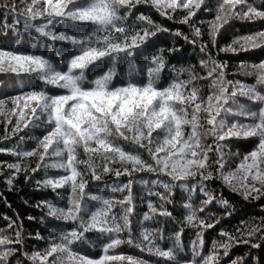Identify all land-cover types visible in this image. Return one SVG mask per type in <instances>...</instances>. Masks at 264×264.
<instances>
[{
    "label": "snow or ice",
    "instance_id": "obj_1",
    "mask_svg": "<svg viewBox=\"0 0 264 264\" xmlns=\"http://www.w3.org/2000/svg\"><path fill=\"white\" fill-rule=\"evenodd\" d=\"M141 5L150 6L167 20L189 25L191 34L170 30L144 13L136 14L132 22L131 17ZM208 5L209 0L0 2V9L24 18L23 29L18 32L29 30L44 38L53 50L59 43L76 50L54 63L42 55L0 48V73L32 76L38 82L37 88L0 98V123L4 127L0 142L16 137L23 140L25 136L35 142L30 150L0 149V153L16 157L13 163L0 162V176L8 172L5 183L11 190L20 175L29 181L33 174L46 170L38 186L50 189L65 203L43 201L37 207H44L48 217L68 225L66 231L49 238L47 247L29 254L22 251V224L10 221L7 228L14 234L0 233V264H9L17 254L30 264H150L141 257L117 252L122 245L156 257V264H221L238 245L261 247L264 222L238 227L234 233L222 229L218 234L221 239H213L204 253L205 233L216 227L220 218L209 222L200 214L212 204L225 209L229 206L208 182L218 180L245 200L264 198V60L241 62L239 71L254 78V83L245 84L227 79V64L209 51V44L216 48L219 33L232 20L264 22V0L259 4L256 0H216L215 15L206 22L209 39L203 41L204 33L194 17L202 8L212 11ZM180 12L183 15L177 19ZM61 21L95 27L90 34L77 36L58 31L56 25ZM160 33L198 47L207 57L199 62L206 73L200 75L194 67L173 66L172 79L163 83L168 67L165 51L171 54L179 50L175 47L161 48L146 63L138 64L136 50ZM262 48L264 29L237 36L218 53L238 54ZM121 60H126V70L122 82L116 84L121 76ZM103 65L106 70L89 80L87 73ZM201 81H209L206 95ZM53 89L66 92L52 94ZM240 98L258 108L240 105ZM228 116L236 119L229 124ZM37 130H42L41 135H36ZM253 138L258 140L256 147L230 168L233 154L225 151L227 141ZM125 144L135 149L127 150ZM144 173L155 179L142 183L164 191L146 194L148 211L139 222L137 237L130 219L134 210L132 177ZM108 175L129 177L127 183L110 190L121 193L122 198L92 189L91 182ZM188 181L197 183L189 187ZM178 186L189 193L183 225L167 237L163 227H145L146 221L172 217L166 205L173 202ZM194 192L203 194L198 207L191 202ZM152 196L159 198V205ZM185 227L195 229L188 245L182 240ZM89 234H95L96 239H90ZM165 240L170 241L166 247L162 246ZM98 243L102 253L98 258L80 250L82 245L95 249ZM229 264L246 262L243 256H236Z\"/></svg>",
    "mask_w": 264,
    "mask_h": 264
},
{
    "label": "trees",
    "instance_id": "obj_2",
    "mask_svg": "<svg viewBox=\"0 0 264 264\" xmlns=\"http://www.w3.org/2000/svg\"><path fill=\"white\" fill-rule=\"evenodd\" d=\"M3 2V0H0ZM19 3V0H17ZM259 4L260 0H256ZM216 0H209V5L212 7V11H208L206 8H202L194 17V22L197 26L202 28L204 35L203 41H208L207 35V21L212 19L215 15ZM144 13L150 15L151 18L161 24L162 26L170 29H179L185 34H191V28L189 25L177 23L175 21L167 20L151 8L150 6L141 5L135 10L131 21H135L136 14ZM183 15L182 12L176 17ZM19 21V24L17 23ZM204 21V24L200 22ZM24 18L17 16L14 13H10L7 10L0 9V48L11 51H20L25 53H32L36 55H42L49 59H52L54 63L63 58H67L69 51L72 54L76 53L75 49H71V45L59 43L53 50L44 38L38 37L36 34L29 30L17 31L23 29ZM94 25L80 24L72 21H61L56 25V29L61 32H67L72 35H87L94 30ZM264 29V22H242L240 20H232L227 24L219 33L216 48H212L209 44V51L213 57L220 62L227 64V79L233 82H241L245 84L254 83V78L246 76L239 71L241 62L247 64L258 63L264 60V48L247 52H239L238 54L219 52L218 49L222 48L232 42L237 36L254 33L258 30ZM177 48L175 51L169 54L165 51V57L168 62V67L163 74V83H167L172 79L171 68L173 66L179 67H194L195 71L200 75L206 73V69L200 66V60L207 59V57L199 51L198 47H193L192 44L185 42L181 38H177L169 35L168 33H160L156 37L150 39L146 45L139 48L135 52V59L138 64L143 65L147 59L155 54L159 49L165 50L170 48ZM62 70H66L64 65H60ZM106 65L99 66L92 69L88 75V79H94L96 75L101 74L106 70ZM118 69L121 76L116 79L114 83L119 84L124 79V73L126 70V60H121L118 64ZM182 78H187L186 76ZM204 94H207V85L209 81H201ZM38 82L32 76L27 75H14L9 73H0V98H8L18 95L22 92L29 91L33 88H37ZM66 90L53 89L52 94H65ZM240 105L250 107L253 110L258 108V105H253L246 98H240ZM236 106H234V110ZM236 119L234 116H228L227 122L230 124ZM42 130H37L36 135H41ZM4 134L3 123H0V136ZM24 135V133H21ZM154 135H156L154 133ZM210 142V141H209ZM256 139H232L227 141V147L225 151L232 153L229 159V167L235 168L240 162L242 157L251 152L257 145ZM127 150H134V145H124ZM35 147V142L25 136V139L21 140L18 137L11 140L0 142V149H18V150H30ZM146 156V154H145ZM81 158H83V152L81 150ZM16 161V157L9 154L0 153V162L13 163ZM32 166L35 163L32 162ZM53 175L57 173L53 172ZM8 172L5 170L4 176H0V233L13 235L14 230H9L7 225L10 221H17V224H22V235L24 239L23 252L32 253L33 251L41 250L47 247L48 240L53 234H58L61 231H66L68 225L55 221L47 216V210L44 207H37L43 201L53 202L63 205L65 201L63 198L58 197L50 189L40 188L37 181L42 180L46 175V170L41 169L39 172L32 175V179L25 181L23 175L14 182V185L9 190V186L5 183V178ZM155 179L152 174L144 173L137 174L132 177V196L134 210L131 216V227L134 236H139L140 220L144 212L148 211L146 206V194L149 191L163 192L164 189L149 184H144L142 181H151ZM129 177L121 176L116 178L115 176L108 175L101 181L91 182L92 189L95 191L103 192L105 195H115L118 198H122L121 193H112L110 190L113 186H120L127 183ZM167 182V181H166ZM179 183V182H178ZM189 187L197 183L196 181L186 182ZM208 186L215 190L219 195L222 194L223 198L229 202V206L225 209L220 204H212L208 206L206 213H202L201 218L208 219L212 222V218H220L219 224L213 229L207 230L205 233V248L204 253L207 254L210 243L213 239H221L218 235L220 231L226 230L229 232H235L236 228L244 227L245 225H252L264 222V198L259 200H245L242 196L232 192L230 189L221 185L220 181L213 180L208 182ZM126 194V193H125ZM153 202L159 205L160 200L158 197H150ZM203 199L202 193L194 192L191 194V202L195 206H199L200 200ZM173 202L166 205L169 212L172 213V217H157L158 222L146 221L145 227H163L164 235H172L180 226L183 225L187 211L184 208V204L189 202V193L182 187H176L174 189ZM230 213V215L228 214ZM195 229L185 227L182 240L185 245H188L192 239H194ZM39 237V238H38ZM89 238L95 240V234H89ZM254 243L257 241H253ZM170 241H163L162 246H168ZM80 250L85 254L98 258L101 253L99 243L95 249L89 248L87 245H82ZM117 252H123L125 254L141 257L150 262V264H156L157 258L150 256L146 252L142 253L138 249L132 248L128 245H122ZM111 254V253H110ZM236 256H243L246 264H264V242H261V247L251 248L250 245H238L231 250V255L222 260L221 264H229L230 260ZM9 264H30L24 256L17 254L10 258Z\"/></svg>",
    "mask_w": 264,
    "mask_h": 264
}]
</instances>
